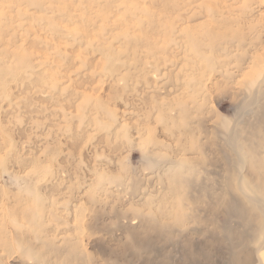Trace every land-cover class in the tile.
Listing matches in <instances>:
<instances>
[{
    "label": "rangeland",
    "instance_id": "374dc122",
    "mask_svg": "<svg viewBox=\"0 0 264 264\" xmlns=\"http://www.w3.org/2000/svg\"><path fill=\"white\" fill-rule=\"evenodd\" d=\"M0 264H264V0H0Z\"/></svg>",
    "mask_w": 264,
    "mask_h": 264
}]
</instances>
